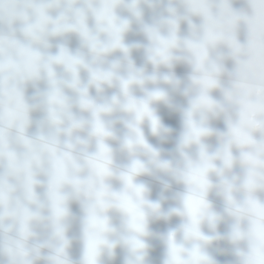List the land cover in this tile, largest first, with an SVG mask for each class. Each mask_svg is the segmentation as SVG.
<instances>
[{"label": "clouds", "instance_id": "clouds-1", "mask_svg": "<svg viewBox=\"0 0 264 264\" xmlns=\"http://www.w3.org/2000/svg\"><path fill=\"white\" fill-rule=\"evenodd\" d=\"M0 264H264V0H0Z\"/></svg>", "mask_w": 264, "mask_h": 264}, {"label": "water", "instance_id": "water-1", "mask_svg": "<svg viewBox=\"0 0 264 264\" xmlns=\"http://www.w3.org/2000/svg\"><path fill=\"white\" fill-rule=\"evenodd\" d=\"M237 6H239V5H237ZM73 43H74V45H75V43H78L77 38L75 36H72V38L70 40V44H73ZM134 55L136 56V58H137V60L139 62V54H134ZM180 71H182V70H180ZM169 122L172 123L174 126H177V122L175 120H171ZM218 126L222 127V124H220ZM73 206H75V205H73ZM73 210L76 211L75 208H73ZM76 254H78V251H77L76 246H74V255H76ZM219 259H221L223 261L226 258L225 257H219Z\"/></svg>", "mask_w": 264, "mask_h": 264}, {"label": "bare ground", "instance_id": "bare-ground-1", "mask_svg": "<svg viewBox=\"0 0 264 264\" xmlns=\"http://www.w3.org/2000/svg\"><path fill=\"white\" fill-rule=\"evenodd\" d=\"M177 127H178V124H177Z\"/></svg>", "mask_w": 264, "mask_h": 264}]
</instances>
